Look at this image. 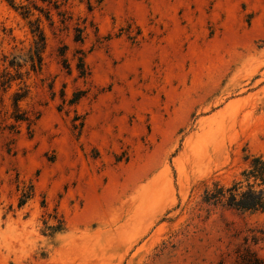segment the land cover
<instances>
[{
    "label": "rangeland",
    "instance_id": "374dc122",
    "mask_svg": "<svg viewBox=\"0 0 264 264\" xmlns=\"http://www.w3.org/2000/svg\"><path fill=\"white\" fill-rule=\"evenodd\" d=\"M62 10H33L42 70L0 87V264H235L246 246L264 263V214L202 201L264 154V0ZM32 42L0 0V74ZM25 89L30 124L12 118Z\"/></svg>",
    "mask_w": 264,
    "mask_h": 264
},
{
    "label": "trees",
    "instance_id": "16d2710c",
    "mask_svg": "<svg viewBox=\"0 0 264 264\" xmlns=\"http://www.w3.org/2000/svg\"><path fill=\"white\" fill-rule=\"evenodd\" d=\"M4 1L22 19L28 21L33 37L32 45L24 55L11 54L10 56H3L2 61L5 68L0 74V87L6 90L11 88L12 83L17 80H23L24 76L29 75L30 72H40L44 65L46 37L41 28L40 20L36 19L32 21L34 17L33 10L39 11L51 22V12L55 10L60 17V21L66 23L69 17L67 12L62 10V7L69 0H19V3L17 0ZM76 32L75 41L82 42L83 29L78 27L76 28ZM77 67L80 77L88 75V70L82 58H80ZM24 68H27L25 74L22 72ZM27 94L28 90L25 89L21 92H16L13 96L14 112L12 118L17 123H31L26 113L20 110V102L27 97ZM82 97L83 92L75 93L74 97L68 101V104L70 106L77 105ZM246 161L247 167L231 185L226 186L215 182L212 188H207L203 194V203L212 207H222L242 213L264 214V154L248 155ZM27 199L28 197L23 195L20 199L19 206H23ZM55 231L59 230L57 229ZM236 253L235 264H264L248 246L239 249Z\"/></svg>",
    "mask_w": 264,
    "mask_h": 264
}]
</instances>
